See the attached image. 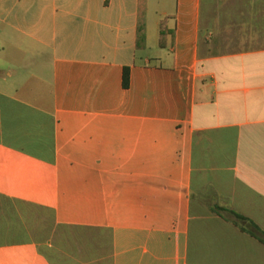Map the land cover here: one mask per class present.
I'll list each match as a JSON object with an SVG mask.
<instances>
[{
    "label": "crops",
    "instance_id": "0c3cea01",
    "mask_svg": "<svg viewBox=\"0 0 264 264\" xmlns=\"http://www.w3.org/2000/svg\"><path fill=\"white\" fill-rule=\"evenodd\" d=\"M139 3L0 0V264H264V9Z\"/></svg>",
    "mask_w": 264,
    "mask_h": 264
},
{
    "label": "trees",
    "instance_id": "16d2710c",
    "mask_svg": "<svg viewBox=\"0 0 264 264\" xmlns=\"http://www.w3.org/2000/svg\"><path fill=\"white\" fill-rule=\"evenodd\" d=\"M146 25H147V0H140L139 3V20H138V31H137V47L139 49L145 48L146 41ZM170 35H174L168 28V20L165 19L161 22V36H160V47L166 48L167 40ZM124 86L129 88L130 86V70L126 69L124 76ZM239 220L250 221L249 219L236 215ZM251 222V221H250ZM256 231L260 232V228L253 223ZM254 235V233H252Z\"/></svg>",
    "mask_w": 264,
    "mask_h": 264
},
{
    "label": "rangeland",
    "instance_id": "374dc122",
    "mask_svg": "<svg viewBox=\"0 0 264 264\" xmlns=\"http://www.w3.org/2000/svg\"><path fill=\"white\" fill-rule=\"evenodd\" d=\"M228 4L230 6L240 7V9L243 5H245V7L247 6V8L252 5L254 8L260 6L261 9H264V0H229Z\"/></svg>",
    "mask_w": 264,
    "mask_h": 264
}]
</instances>
